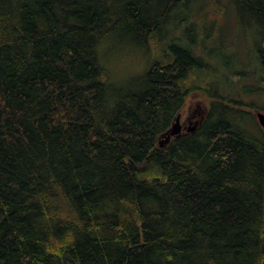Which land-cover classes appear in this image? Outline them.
Returning a JSON list of instances; mask_svg holds the SVG:
<instances>
[{"label":"trees","instance_id":"trees-1","mask_svg":"<svg viewBox=\"0 0 264 264\" xmlns=\"http://www.w3.org/2000/svg\"><path fill=\"white\" fill-rule=\"evenodd\" d=\"M192 1L0 0V264H264V134L231 107L264 51L207 81ZM193 91L207 121L162 147Z\"/></svg>","mask_w":264,"mask_h":264},{"label":"rangeland","instance_id":"rangeland-1","mask_svg":"<svg viewBox=\"0 0 264 264\" xmlns=\"http://www.w3.org/2000/svg\"><path fill=\"white\" fill-rule=\"evenodd\" d=\"M158 2L164 1V0H157ZM231 1V2H228ZM201 3V14H200V20L199 22L201 23V29H200V38H204L205 32L209 33L210 35H212L211 38V45L209 47L210 53L218 51L217 47L215 45L220 44L219 43V34L222 33H226V39L228 38H232L234 36L233 33L237 34L240 37V48L243 49V51L245 52V59L247 61V64H245L244 62H242V60L240 59V63L242 65H244V69H254V67L256 66L255 63V56L259 54L258 49L261 46V39H262V34L264 35V28H258L255 29L251 26H245L243 27L242 23L237 22L236 24H234L233 22V14L232 11L234 10V3L233 0H195L192 1L190 3V8H188V10H185L184 7H181L180 5H177L176 7H174V12L177 13V15H185L186 13H191L192 11H194L195 8L198 7V5H200ZM220 12V13H219ZM222 16L221 22L220 19L218 18L219 16ZM198 17V18H199ZM192 20L194 21V19L192 18ZM204 22V23H202ZM184 23L180 25V29H184ZM200 28V27H199ZM194 37V33L192 35ZM202 39L199 40V44L200 46H203V43L201 42ZM205 48V47H204ZM202 50V51H201ZM123 53V51H121ZM199 52H202V55L205 56V59L208 58L207 62L210 64H219V68L216 70L211 69L210 71L206 72L203 71V75L206 78L207 81H211V80H216V79H220V81L226 83V81L228 82L229 78L230 80L234 83H236V81L239 79V76L241 74H237L236 76L229 74V69H233L236 68L237 66H233L232 64H230V60L232 59V55L230 52H226L224 54H221L222 57H219V59H209L211 57H208L207 53L205 52L203 48H201L199 50ZM157 57V55L155 56ZM154 57V58H155ZM145 60V59H143ZM250 61V63L248 62ZM145 62V61H143ZM134 63V62H133ZM129 62L127 63V61L122 62V64L118 67V71H120L124 76H129L134 74L135 72L129 67ZM139 72V71H138ZM245 77V76H243ZM234 87L236 86V84H233ZM220 92L222 93H229L228 89L224 88H220ZM245 98L248 99L247 97L251 98L253 101H255L253 95L250 94H244ZM238 98L242 99L243 97H240V94H238L237 96ZM249 99V100H251ZM259 100V103L261 105V107H263L264 110V100L260 101V98H256V101ZM236 108V107H234ZM239 109L240 108H236ZM199 110L197 107L194 108V111ZM249 121L251 122L250 124H254L252 121V117H248ZM257 120V119H255ZM254 126V125H253ZM258 128H260V125H256Z\"/></svg>","mask_w":264,"mask_h":264},{"label":"flooded vegetation","instance_id":"flooded-vegetation-1","mask_svg":"<svg viewBox=\"0 0 264 264\" xmlns=\"http://www.w3.org/2000/svg\"><path fill=\"white\" fill-rule=\"evenodd\" d=\"M234 1V0H233ZM231 2V1H228ZM191 13H194V11H192ZM190 13V14H191ZM201 13V12H200ZM220 13V12H219ZM232 18H233V22L234 24H236L237 22L242 23L243 27L245 26H251L255 29L258 28H263L261 22H259L258 20H252V21H246L245 20V15H242L241 12H239L238 10H236L234 8V10L232 11ZM243 16V17H242ZM220 19H222V16L220 15L218 17ZM190 22H194L193 20H191ZM204 23V22H202ZM200 27V28H199ZM200 29L201 26L199 25L197 28V32H194V35H196L197 37V41H199L200 39ZM226 33H222L219 34L218 38H219V43L218 45H215L218 49V51L212 52L210 53L209 47H210V43H211V38L212 35H210L209 33L205 32L204 35V39H205V44L206 46H202V48L204 49L205 52H208L207 56L211 57L209 59H219V57H222L221 54H224L226 52H230L232 55V59L230 60V64H232L233 66H237L236 71H240L241 67L244 68V65H242L240 62V59L242 60V62H244L245 64H247V61L245 59V52L243 51V49L240 48V37L233 33L234 36L230 39H226ZM264 36V35H263ZM264 37H262L261 39V46L258 49L259 54L255 56V61L259 64H261V53L264 51ZM205 47V48H204ZM203 61L207 62L208 58L205 59V56L203 55ZM250 63V61H248ZM214 92H210V91H193L189 97L188 100L186 102V104L184 105L182 111L179 113V115L176 117L175 121L173 122V124L177 121V118H179V125H180V131L178 134L171 136V138L177 137V136H181L184 135L186 133H188L189 131L194 130L198 125H203L208 118L209 112H210V108H211V104L212 102L215 100V96L213 95ZM245 94V93H244ZM244 94L240 95V97H243L242 99L240 98H235L233 100L234 103H232L231 107H232V118H233V123L234 125H260V129L264 134V129L262 128L260 122H259V118H258V113L259 112H264L263 107H261L259 100L256 101V98H260V101L264 100V96H257L254 97L255 101H253L251 98L247 97L248 99L245 98ZM251 99V100H249ZM197 107L199 110L194 111V108ZM240 108L236 109V108ZM248 117H252V121L254 124H250L251 122L249 121ZM257 119V120H255ZM170 138V139H171Z\"/></svg>","mask_w":264,"mask_h":264},{"label":"water","instance_id":"water-1","mask_svg":"<svg viewBox=\"0 0 264 264\" xmlns=\"http://www.w3.org/2000/svg\"><path fill=\"white\" fill-rule=\"evenodd\" d=\"M259 122L264 129V112L258 113ZM179 118H177V121L172 125L169 131L166 132L165 136L166 138L160 140V144L162 147H164L170 140L171 136L176 135L180 131V125H179Z\"/></svg>","mask_w":264,"mask_h":264}]
</instances>
